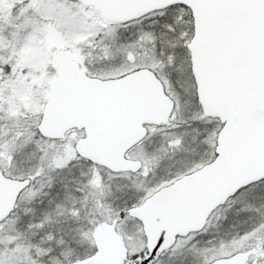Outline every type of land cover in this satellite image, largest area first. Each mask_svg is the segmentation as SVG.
Wrapping results in <instances>:
<instances>
[{
	"label": "snow or ice",
	"instance_id": "snow-or-ice-1",
	"mask_svg": "<svg viewBox=\"0 0 264 264\" xmlns=\"http://www.w3.org/2000/svg\"><path fill=\"white\" fill-rule=\"evenodd\" d=\"M0 264H264V0H0Z\"/></svg>",
	"mask_w": 264,
	"mask_h": 264
}]
</instances>
